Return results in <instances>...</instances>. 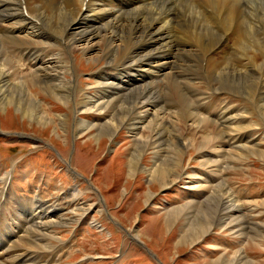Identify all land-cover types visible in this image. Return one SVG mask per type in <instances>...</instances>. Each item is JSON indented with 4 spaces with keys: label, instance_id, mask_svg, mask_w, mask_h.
<instances>
[{
    "label": "bare ground",
    "instance_id": "6f19581e",
    "mask_svg": "<svg viewBox=\"0 0 264 264\" xmlns=\"http://www.w3.org/2000/svg\"><path fill=\"white\" fill-rule=\"evenodd\" d=\"M25 2L30 15L39 20L49 33L25 17L15 6V1L0 0V22H3V26H0V49L3 50L4 43L22 46L25 52L20 58L27 59L33 70L30 76L20 77L13 69V56L7 55V59L4 50L0 53V109L11 104L23 116L38 118L45 124L46 116L40 112V102L31 96V87L40 84L53 98H64L66 103H70L75 85L67 75L73 73V48L82 42L81 49L86 53L93 52L92 57L96 61L105 60V67L95 74L98 94L83 96L77 103H72L75 108L73 130L80 134L97 128L98 132L94 135L112 136L120 127H125L134 140L133 149L128 156L129 174L133 175L141 170L148 172L149 180L168 176L179 180L185 174L182 173L181 159L190 148L197 149L203 158L204 153H208L203 152V148L210 149L215 146L213 150L220 154L226 164L224 168L215 171L214 175L218 177L230 167L232 151L247 157L259 152V148L264 145V131L261 139L253 137L258 129H264V0ZM219 24L223 29L220 30ZM225 40L231 42V52L217 63L212 58L215 90L241 92L250 104L248 108L238 111L225 106L215 117L210 118L203 112L193 110L187 99L188 94L178 85V78L181 77V81L193 85L204 79L198 58H204L216 44H223ZM60 43L65 57L60 52H49L53 45ZM192 44L198 46L200 53H194L192 48L191 51L186 50L188 58L196 66H191L187 71L180 62L176 65L175 48ZM69 53L71 58H68ZM210 60L208 57L206 63H210ZM207 79L210 80L211 77ZM17 81L20 82L15 85ZM163 81L176 99L163 101L154 85ZM163 102H166L167 108L164 104L161 105ZM170 105L174 110L167 111ZM83 112H92L103 117L105 113L108 118L103 121L98 117L102 121L92 123L79 118ZM66 120L62 119L60 125L63 126ZM180 123L193 128L207 129L208 125L214 126L211 125V136L210 132H206L199 136V141L194 142L185 138V128L182 130L178 126ZM216 143L220 145H215ZM146 150H153L154 161H159L150 170L140 164L141 156ZM204 162V165H209L215 163L216 159L205 157ZM186 173L188 177L192 176L191 173ZM202 180L196 179L188 183H199L198 187L203 190L211 188V193L205 197L201 207L204 215H199L197 220L190 223L189 231H183L180 240L192 241L207 233L210 226L219 223H223L221 226H225L224 228L234 226L235 231H244L243 202L236 199L231 190L225 187L222 178L217 184H212V177L210 179L205 176ZM4 192L2 190L0 196ZM74 193L68 196L73 202L77 196ZM30 202L27 200L25 203ZM21 207L17 203L11 209L10 215L13 218L12 223L19 231L22 222H16V218L23 221L21 231L24 235L20 236L17 245H7L12 253L8 259L0 260V264H47L46 259L42 258L48 257L45 251L48 249V246L45 247L48 229L64 224L69 217L61 216L63 205L36 200L29 208L23 209L25 217L22 220L19 214ZM173 215L174 213L171 216ZM258 230L254 226L252 231ZM14 234L13 229L0 233V246ZM8 247H4L5 250ZM234 254L231 261L224 260L222 263L253 264L243 255V251L236 250Z\"/></svg>",
    "mask_w": 264,
    "mask_h": 264
},
{
    "label": "rangeland",
    "instance_id": "374dc122",
    "mask_svg": "<svg viewBox=\"0 0 264 264\" xmlns=\"http://www.w3.org/2000/svg\"><path fill=\"white\" fill-rule=\"evenodd\" d=\"M13 1L18 10L22 11L19 8L20 1ZM218 23L221 22L218 21ZM0 26H3V22H0ZM219 28L221 30L223 26L219 24ZM221 44H216L213 47L216 49H212L214 51H211L209 56L204 55V58H198L201 72H203L201 76L204 79H200L193 85L181 81V77L178 78V85L188 94L187 99L191 102L193 110L203 112L210 118L215 117V114L225 106L238 111L248 108L250 104L241 92L224 90L222 92L226 94L219 96L213 94L218 92L214 87L213 64L228 55L232 46L228 40ZM8 45L10 48L7 47ZM12 45L13 43L3 45L6 58V52L9 50L14 51L13 56L15 53L24 55L22 46ZM76 45V48H73L74 55L72 53L73 73L67 75L75 85L71 95V99L74 100L66 103L64 98H53L41 88L40 84L31 87V96L40 102V112L46 116L45 124L38 118L23 116L14 105L8 104L0 109V180L8 164L14 163L16 166L13 180L9 184L11 189L9 196L12 195L13 198L18 196L22 199L27 194L26 199L29 200L39 189L40 197L48 200L46 204H54L64 193L77 194L74 202L69 199L64 203H58L63 205L64 209L68 206L66 210H62L61 216L69 217V219L64 224H57L48 229L45 247L56 248L55 259L50 264L74 262L79 264L84 262V264H210L211 262L224 264L222 261H231L234 258L236 250L243 251V255L253 264H264V145L259 148V152L247 157L239 156L232 151L230 167L221 173V177H216L215 171L218 168H224L226 164L219 156L220 154H216L213 150L215 146L202 150L208 151L204 153L205 157L216 159L215 163H209V165H204L205 157L202 158L197 149L190 148L181 159L182 173H185L182 175L183 180L176 184L173 182L177 180L172 176L166 177L168 180L162 177L149 180L147 171L139 170L133 175L129 174L128 156L133 149L134 140L133 135L125 127H120L112 136L94 135L98 132L97 128L80 134L73 130L75 108L72 103H77L83 96L98 94L95 87L97 81L95 74L100 68L105 67V60L96 61L92 57L93 52L86 53L81 49L82 42ZM181 46L175 48L176 65L180 62L182 68L189 71L195 62L190 61L186 50L191 51L192 48L196 54L200 51L195 44ZM3 50L0 49V53H3ZM60 50L63 49L55 46L54 51L49 52L57 54L61 52ZM208 57L211 58L208 61L210 63H206ZM68 58H71L70 53ZM212 58L215 59L214 63ZM21 62L24 68L17 66L15 62L16 66L13 69L20 77L30 76L33 72L31 65L29 68L23 59ZM20 81H17L15 85ZM154 85L163 101L170 98L176 99L173 93L171 95L164 81ZM163 104L167 108L166 102L161 103ZM170 109L174 110L171 105L167 111ZM79 116L80 119L89 120L92 123L101 122L100 119L105 121L108 118L105 113L103 117L92 112H83ZM98 117L101 118L97 119ZM64 118L67 120L61 126V120ZM181 124L178 126L182 130L185 128L183 133L185 138L194 142L199 141L197 140L200 139L199 136L206 132H210L211 136V125L214 126V124L208 125L206 129ZM263 131V128L258 129L253 133V137H258L257 140H259ZM217 144L220 145V143L215 145ZM157 162L159 161H154L153 150H146L140 160L141 167H149L148 170L155 167ZM186 171L192 176L188 177ZM205 176L214 179L212 184H217L222 178L225 187L231 190L236 199L243 202L245 232L235 231L234 226L228 228L226 225L227 228H224L225 226H221L224 224L219 223L213 224L207 233L192 241H181L180 236L183 231L184 233L189 231L190 223L197 220L199 215H204L201 207L205 197L211 193V188L203 190L198 187L199 183H188V181L202 180ZM40 188L43 190L40 191ZM16 200L18 198L13 203L11 200H5L3 202L6 204H4L5 210L6 207L9 211L13 205L16 206ZM31 204L32 201L21 207L19 214L22 220L25 217L23 209L29 208ZM91 205L94 206L93 210L82 219L74 232L75 235L71 237L69 233L73 230L72 227L77 225L79 217ZM5 210L2 217L4 215L7 219ZM10 212L12 210L9 214ZM172 213H174L173 217ZM17 221L22 222L20 225L22 229L23 221L16 218ZM7 222L12 221L7 219ZM254 226L259 230L252 231ZM19 239L20 237L18 239L14 237L12 240ZM16 241L13 245L18 244H15ZM62 241H66V244L64 245ZM69 244L71 247L66 249L65 246ZM0 250L2 258L0 260L8 259L12 253L10 247L7 250L5 248ZM82 258L86 260L80 262ZM97 258L100 259L96 260Z\"/></svg>",
    "mask_w": 264,
    "mask_h": 264
}]
</instances>
